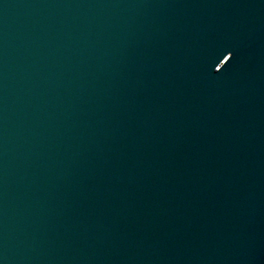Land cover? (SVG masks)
Here are the masks:
<instances>
[{
	"label": "water",
	"instance_id": "obj_1",
	"mask_svg": "<svg viewBox=\"0 0 264 264\" xmlns=\"http://www.w3.org/2000/svg\"><path fill=\"white\" fill-rule=\"evenodd\" d=\"M0 264H264V0H0Z\"/></svg>",
	"mask_w": 264,
	"mask_h": 264
}]
</instances>
